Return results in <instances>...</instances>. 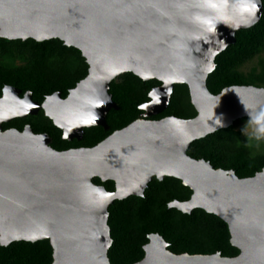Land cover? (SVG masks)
<instances>
[{"label":"water","instance_id":"water-1","mask_svg":"<svg viewBox=\"0 0 264 264\" xmlns=\"http://www.w3.org/2000/svg\"><path fill=\"white\" fill-rule=\"evenodd\" d=\"M262 15L261 0H0V29L11 37L0 38L60 39L80 50L90 66L89 76L66 100L55 94L42 106L66 140H82L88 127L108 129L107 115L118 109L111 84L126 73L163 83L143 110L165 111L175 85L182 84L198 113L189 120H138L94 148L58 152L38 147L50 137L30 128L3 131L4 123L41 109L31 93L21 101L20 90L5 88L0 98L1 245L50 240L54 264H111L110 206L143 197L154 177H174L193 196L170 208L220 217L240 255H176L155 234L137 264H264V171L241 179L188 155L194 142L238 120L264 123V88L233 86L219 95L208 89L217 57ZM95 178L115 181L116 193L96 185Z\"/></svg>","mask_w":264,"mask_h":264},{"label":"trees","instance_id":"trees-1","mask_svg":"<svg viewBox=\"0 0 264 264\" xmlns=\"http://www.w3.org/2000/svg\"><path fill=\"white\" fill-rule=\"evenodd\" d=\"M261 1V21L250 29L239 31L236 44L217 57L216 70L208 79V89L213 95H219L233 86L264 82L263 77L250 81L245 76L227 75L231 66L253 58L264 50V0ZM0 56H16L25 62L17 69L0 67V98H3L5 88L14 87L21 91L23 98L31 93L33 101L41 106L35 115L4 123L3 131L15 129L23 133L30 128L35 135L49 136L53 149L58 152L95 147L115 132L138 121L145 113L142 107L152 102V92L162 85L157 79L143 81L134 73L124 74L122 78L128 89L125 96L118 92L115 82L111 85L110 93L119 108L108 113V129L102 126L88 127L84 129L82 141L69 142L64 138V130L48 117L42 106L55 94H61L66 100L71 91L89 76L90 66L83 53L66 46L60 39L38 42L34 39L0 38ZM197 115L189 87L177 84L169 107L158 119L176 117L189 120ZM244 154H247V150L239 145L238 138L231 135L230 130H221L198 140L188 150L190 157L206 160L215 169L233 170L241 179L253 178L264 170V156L250 166L238 160ZM93 182L105 187L108 192L116 191L114 181L103 182L95 178ZM192 194V190L179 179L167 177L159 181L155 178L144 197L131 196L115 201L109 208V226L114 242L108 253L111 264H137L143 261L145 246L149 244L152 234L163 237L169 244V251L176 255L219 253L226 258L238 257L240 250L232 245L229 226L220 217L202 209L184 214L170 208L175 201H189ZM0 264H54V249L50 240L35 243L20 241L8 247L0 246Z\"/></svg>","mask_w":264,"mask_h":264},{"label":"rangeland","instance_id":"rangeland-1","mask_svg":"<svg viewBox=\"0 0 264 264\" xmlns=\"http://www.w3.org/2000/svg\"><path fill=\"white\" fill-rule=\"evenodd\" d=\"M3 36L10 37V35H8L3 29H0V37H3ZM23 65H25V62L22 61L21 58H18L16 56H8V57L0 56V67L17 69ZM215 70H216V68H215ZM215 70H214V72H215ZM123 75L124 74L118 76L115 79V81H113V82H115V84L118 86V88H119L118 92L122 96H125L124 94H125V92L128 91V89L124 85V79L122 78ZM227 75H229L231 77H233V76H245L250 81H255L259 77H263V79H264V50L261 51L257 56H255L253 58L247 59L244 62H241V63H238L236 65L231 66L229 68V70L227 71ZM139 78L141 80H143L141 77H139ZM251 86L257 87V88H264V82H261V83L257 82L255 85H251ZM25 97L23 98V97L19 96V99L21 101H24ZM112 97H113V95H112ZM113 100H114V98H113ZM191 101H192V98H191ZM165 111L160 112V113H155V114L151 113L150 111H147L146 114L143 115L139 121H144V122L145 121L146 122L159 121L158 117L160 115H162ZM238 121H240V122L238 124H236V122H238ZM238 121L234 122V124L232 126H230L229 128H226L223 130H230V134L235 135L238 138L239 145L243 146L247 150V154L241 155L238 158V160L244 164H248L251 166L254 163V161H256V159L264 156V123L256 121L254 118H243V119L238 120ZM67 141H69V142L79 141L80 142L82 140H80V139H73V140L68 139ZM98 145H96V146H98ZM38 147H47V148L53 149L51 139L50 140L47 139L44 144H42ZM92 148H94V147H92ZM71 150H74V149H71ZM71 150H69V151H71ZM64 152H66V151H64ZM1 242H2V234L0 231V246H2ZM205 255H209V254H205Z\"/></svg>","mask_w":264,"mask_h":264},{"label":"flooded vegetation","instance_id":"flooded-vegetation-1","mask_svg":"<svg viewBox=\"0 0 264 264\" xmlns=\"http://www.w3.org/2000/svg\"><path fill=\"white\" fill-rule=\"evenodd\" d=\"M144 81H145V80H144ZM162 85H163V83H162ZM162 85H161V86H162ZM161 86H160V87H161ZM158 88H159V87H158ZM156 89H157V88H156ZM152 101H153V99H152ZM115 103H116V102H115ZM116 104H117V103H116ZM117 106H118V105H117ZM144 106H145V105H144ZM144 106H143V107H144ZM143 107H142V108H143ZM118 108H119V107H118ZM146 112H147V111H145V113H144L143 115H145ZM143 115H142V116H143ZM142 116H141V117H142ZM167 118H170V117H167ZM140 119H141V118H140ZM140 119H139V120H140ZM164 119H166V118L160 119L159 121L164 120ZM73 149H74V150H77V149H85V148H73ZM69 150H71V149H69ZM69 150H67V151H69ZM223 170H224V169H223ZM230 171H231V170H230ZM155 178H157V177H154L153 180H154ZM165 178H167V177H165ZM165 178H164V179H165ZM171 178H174V177H171ZM157 179H158V178H157ZM153 180H152V181H153ZM158 180H159V179H158ZM159 181H161V180H159ZM162 181H163V180H162ZM103 182H104V181H103ZM114 182H115V181H114ZM150 183H151V182H150ZM150 183H149V184H150ZM182 183H183V182H182ZM115 184H116V182H115ZM149 184H148V186H149ZM183 185H184V184H183ZM102 187H103V186H102ZM147 188H148V187H147ZM188 188H189V187H188ZM146 190H147V189H146ZM116 191H117V184H116ZM116 191H115L114 193H116ZM192 192H193V191H192ZM110 193H111V192H110ZM144 195H145V194H144ZM192 196H193V194H192ZM192 196H191V198H192ZM138 197H139V196H138ZM143 197H144V196H143ZM185 202H187V201H185ZM152 235H155V234H152ZM157 235H158V234H157ZM150 236H151V235H150ZM150 236H149V239H150ZM149 243H150V242H149ZM145 247H146V246H145Z\"/></svg>","mask_w":264,"mask_h":264},{"label":"snow or ice","instance_id":"snow-or-ice-1","mask_svg":"<svg viewBox=\"0 0 264 264\" xmlns=\"http://www.w3.org/2000/svg\"><path fill=\"white\" fill-rule=\"evenodd\" d=\"M253 7H255V5H253Z\"/></svg>","mask_w":264,"mask_h":264}]
</instances>
